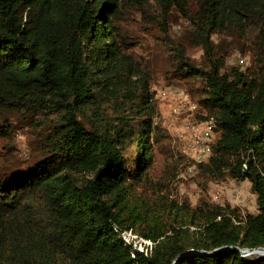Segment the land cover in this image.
<instances>
[{
	"label": "trees",
	"instance_id": "16d2710c",
	"mask_svg": "<svg viewBox=\"0 0 264 264\" xmlns=\"http://www.w3.org/2000/svg\"><path fill=\"white\" fill-rule=\"evenodd\" d=\"M142 1L0 0V109L42 131L39 161L0 172V264H264L231 247H264V0H195V11L161 0L188 18L205 59L173 56L201 81L198 107L216 118L198 174L248 179L257 211L244 216L139 190L153 162L156 99L117 21L124 3ZM214 34L252 37L253 69L224 70Z\"/></svg>",
	"mask_w": 264,
	"mask_h": 264
},
{
	"label": "rangeland",
	"instance_id": "374dc122",
	"mask_svg": "<svg viewBox=\"0 0 264 264\" xmlns=\"http://www.w3.org/2000/svg\"><path fill=\"white\" fill-rule=\"evenodd\" d=\"M188 11H195L197 3L188 0ZM117 25L129 43L128 51L148 72L151 89L155 92L156 111L153 116L154 144L153 162L147 177L139 190L146 198L157 199L166 196L176 202L186 201L196 205L201 198L221 205H230L239 214L257 211L256 196L248 179H235L228 174L204 181L198 173L192 177L180 178L184 167L177 141L174 124L177 123L171 112L174 100L163 102L157 98L160 88L172 85L185 89L193 100L200 96V83L197 78H188L176 70L175 49H184L185 54L195 63H205L203 50L191 44L192 26L182 10L176 5L161 0H144L132 4L124 3ZM216 56L224 57V70L236 66L240 71L253 69L252 37L237 34H214ZM198 103V101H197ZM206 110L198 107L193 118L205 116ZM32 118L14 110L0 109V126L9 127L8 134H0V172L31 166L42 158L39 149L42 131L31 126ZM34 120V118H33ZM215 137L217 135L216 131ZM200 171V169H199ZM134 245L142 249L141 237L130 236ZM252 254L264 255V250H254Z\"/></svg>",
	"mask_w": 264,
	"mask_h": 264
},
{
	"label": "built area",
	"instance_id": "2783aa9c",
	"mask_svg": "<svg viewBox=\"0 0 264 264\" xmlns=\"http://www.w3.org/2000/svg\"><path fill=\"white\" fill-rule=\"evenodd\" d=\"M157 98L163 102L174 100L170 107L177 122L174 124L173 136L177 141L180 155L185 164L178 177L195 176L199 172L200 164L207 161L213 154L216 118L213 115H205L200 119L193 118L198 109V103L183 88H175L172 85L160 88ZM243 166H246L245 163ZM130 236L136 235L130 231H124L123 237L127 241H129L128 237ZM142 242L146 246L151 247L152 245V241L148 239L142 238ZM251 252L243 254H250Z\"/></svg>",
	"mask_w": 264,
	"mask_h": 264
},
{
	"label": "water",
	"instance_id": "95a60500",
	"mask_svg": "<svg viewBox=\"0 0 264 264\" xmlns=\"http://www.w3.org/2000/svg\"><path fill=\"white\" fill-rule=\"evenodd\" d=\"M231 247H232V248L239 249L241 253L251 252V251H254V250H256V249H262V250H264V247H262V246H260V247H255V248H240V247H238V246H231ZM190 252H191V251L188 250V251L184 252L183 255H181V256H184V255H186V254H188V253H190ZM173 264H175V262H173Z\"/></svg>",
	"mask_w": 264,
	"mask_h": 264
},
{
	"label": "bare ground",
	"instance_id": "6f19581e",
	"mask_svg": "<svg viewBox=\"0 0 264 264\" xmlns=\"http://www.w3.org/2000/svg\"><path fill=\"white\" fill-rule=\"evenodd\" d=\"M256 250H262V249H256Z\"/></svg>",
	"mask_w": 264,
	"mask_h": 264
}]
</instances>
